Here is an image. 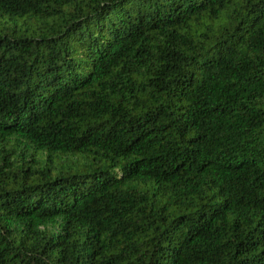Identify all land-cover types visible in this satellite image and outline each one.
I'll return each mask as SVG.
<instances>
[{
    "label": "trees",
    "instance_id": "16d2710c",
    "mask_svg": "<svg viewBox=\"0 0 264 264\" xmlns=\"http://www.w3.org/2000/svg\"><path fill=\"white\" fill-rule=\"evenodd\" d=\"M0 264H264V0H0Z\"/></svg>",
    "mask_w": 264,
    "mask_h": 264
}]
</instances>
